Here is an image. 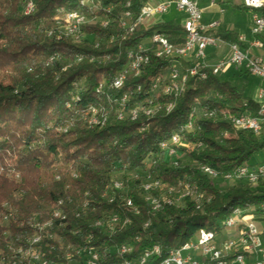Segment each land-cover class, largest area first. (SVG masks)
I'll use <instances>...</instances> for the list:
<instances>
[{"label":"trees","instance_id":"trees-1","mask_svg":"<svg viewBox=\"0 0 264 264\" xmlns=\"http://www.w3.org/2000/svg\"><path fill=\"white\" fill-rule=\"evenodd\" d=\"M27 1L35 6L30 15L24 12ZM100 1L94 12L93 3L82 5V0H0V260L5 257L6 264H21L14 250L27 247L35 235V215L41 223L53 221L50 232L60 237L42 242L44 257L51 264L65 263L68 247L96 248L106 255L101 263L121 264L126 258L137 260L156 245L161 255L152 264H159L197 238L202 229L221 233L238 208H256L255 214H264V192L244 179L222 192L209 169H203L209 167L222 176L234 174L264 151V124L255 134L237 130L231 121L245 114L259 117L260 107L208 69L207 80L188 76L177 96H165L160 86L155 102L146 104L151 79L176 62L184 69L194 64V60L158 58L151 44H143V52H151L141 76L127 69L122 89L113 88L115 77L128 67L129 52L141 42L159 32L180 46L185 32L173 21L124 30L121 14L130 12L136 19L151 0ZM61 10H81L88 19L99 17L84 30L89 40L74 43L49 36L62 30L64 24L56 21ZM212 34L238 43L233 33ZM124 96L128 108L140 106L144 112L159 105L161 109L150 119L139 113L136 120H119ZM166 105H172L168 113ZM94 111L99 119L105 117L104 124L90 125ZM175 135L193 147L178 150V155L188 153L192 160L186 165L179 162L178 168L170 166L161 148ZM123 169H143L163 182L162 191L167 185H179L177 190L187 189L199 201L189 195L182 198L184 205L154 213L141 195L140 180L127 183L122 200L117 193L108 196L112 175ZM127 199L133 200L138 212L124 207ZM59 202L66 216L63 221L53 216ZM112 213L131 223L111 235L95 228L96 222ZM42 234L45 238V229ZM128 242L134 248L131 255L105 254L107 248Z\"/></svg>","mask_w":264,"mask_h":264},{"label":"built area","instance_id":"built-area-1","mask_svg":"<svg viewBox=\"0 0 264 264\" xmlns=\"http://www.w3.org/2000/svg\"><path fill=\"white\" fill-rule=\"evenodd\" d=\"M242 1L245 8L254 12L251 32L257 38L252 42V46L258 49H264V42L260 39V36L264 33V0ZM27 2L29 12L33 11L32 1ZM92 3L95 12V6L101 5V1L92 0ZM171 9H175L186 16L185 22L182 26L185 32L184 43L180 46L174 45L169 41L166 35L156 32L152 38L141 42L134 48L142 49V57H135L134 49L129 52L128 67L124 68L115 77L113 81V88L122 89L120 88V78L123 77V74L127 69L138 70V77H140L141 65L149 64L150 62V52L152 51L154 54H159V51L161 50H169V57L167 59L182 58L186 60H194V64L188 68L189 77H205L208 75L205 71L206 69L210 70L213 75L219 76L228 68L233 67L237 71H245L251 76L258 77L264 82V58L252 55L249 51L243 50L241 44L246 42V38L244 36H238V43L226 42L215 37L212 33L214 31H218L219 23L212 22L208 25L203 24V13L197 0H151L142 8L140 15L136 19L133 18L130 12L121 14L120 18H125V25L122 29L132 30L133 32L138 26H149L153 19L157 16L166 14ZM98 18V16L92 15V19H84V16L81 14V10H61L56 17V21L57 24H66V31H52L49 36L55 35L57 40H70V34H85V28L90 24L97 23ZM108 23L109 20L104 21V26H107ZM115 39L116 36L113 37L110 42H114ZM143 44H151V47L155 46V49L152 50L151 48L150 52H143ZM94 46L99 47V44L96 43ZM209 48H212L215 51L228 49L229 57L221 58L215 64H210L206 61L207 50ZM79 58L83 59L82 56H79ZM178 67L182 66L176 62L171 69L163 73L170 74L171 78H174L177 84L179 81ZM161 76L162 74L151 79V90L149 97L146 100V104L148 102H155L154 97L159 91ZM141 90L142 86H138L137 91ZM258 98L262 102V106L258 111L259 117H253L249 114H245L242 117L233 118L231 121L236 123L237 130H247L252 131L255 134H260L259 126H263L264 124V92H262ZM123 103L124 110L119 116V120L130 119L132 121L133 113H140V115L148 119L153 118L158 114L142 112V107L140 106L136 108H128L125 103V96L123 97ZM214 113L217 112L215 111ZM188 128H192V125H189ZM178 138L181 137L175 135L170 143L165 142L161 144L163 151L169 153L171 164H174L175 168H178L180 163L178 159H173V151H178L179 149L193 150V147L187 142H185V146H187V148L177 147ZM203 169H209V172L212 173L213 176H219V180H235L237 178L250 177V184L256 185L264 179V164L256 167L243 166L236 173L224 176L209 167L203 166ZM140 170L143 171V169ZM157 183L163 182L157 179ZM113 188H117V197L119 196L122 200V192H118V184H113ZM139 189L143 197L153 195L152 189ZM176 189H179V185H167V191ZM123 202L125 208L138 210V208L134 206L132 199L130 201ZM172 203L184 205L181 201L173 202L163 200V202L151 204L150 208L152 212L155 213L167 206H172ZM61 206L62 202L61 205H59L58 214L55 218H61ZM261 209L264 211V205ZM255 211L256 208L236 209L230 220L224 223V229L221 233L213 231H209V233H201L200 231L197 238L188 242L179 250L172 251L169 256L159 264H264V246L262 240L263 232L257 225ZM10 216H12V214H10ZM112 218H115V214H112ZM41 228L45 229V238H39L35 247H32L33 264H47V259H45L44 252L42 250V242L44 239L60 238L55 233L50 232V230L54 228L53 221L41 224ZM96 228L98 229V225ZM244 240H251V247H244ZM152 251H154V259L161 255V247L158 245L154 246ZM133 252L134 248L131 243L128 242V248H120V246L109 247L106 249L105 254L112 257L123 258L131 255ZM13 255L14 258L18 259L21 264H24L25 252H20L16 249L14 250ZM96 255V248L68 247L66 262L63 264H96ZM105 256L106 255H104V258ZM250 258H252V260L248 261ZM153 261L154 260H147V251H144L137 260H130L126 258L121 264H152ZM5 262L6 258L3 257L0 260V264H6ZM56 263L57 262L54 261V264Z\"/></svg>","mask_w":264,"mask_h":264},{"label":"bare ground","instance_id":"bare-ground-1","mask_svg":"<svg viewBox=\"0 0 264 264\" xmlns=\"http://www.w3.org/2000/svg\"><path fill=\"white\" fill-rule=\"evenodd\" d=\"M81 3H82V5H88V4H91L92 1L91 0H82ZM32 10L33 11L29 12L28 2H27L25 4V9H24L25 14L26 15H30V14H32L35 11V6H34L33 2H32ZM82 15L84 16V19H88L84 14H82ZM122 23H123V26H124L125 25V18H123ZM61 28H62L61 31H66V24H64ZM84 35L86 36V34L72 33V34H70V39L74 43H80L81 41L85 40V38H83ZM138 50L141 51L142 49H138ZM139 51H137V52H139ZM134 56L135 57H142V54H138V53L134 52ZM156 56L158 58L167 59L169 57V50H161V51H159V54H156ZM142 66L143 65H141V67ZM131 70H135L137 72L136 75H138V70H136V69H131ZM127 73H128V70H126L125 73L123 74V77L120 78V87L123 85ZM188 76H189L188 68L184 69L182 67H178V80L179 81H178V84H177L176 80L174 78H171L170 74H163L161 76V78H160V86L163 87V94L165 96H177L180 93H182L183 90L185 89V83H186V79L188 78ZM208 76L209 75H206L205 77H197V78H199L201 80H207ZM214 76H216V75H214ZM126 98H127V96H125V101H126ZM159 109H161V107L159 105L158 106H151L149 108H146L144 110V112L155 113ZM164 109L169 112L172 109V105H166V106H164ZM122 112L123 111L119 112L118 117L122 114ZM138 116H139V113H133V120H136L138 118ZM209 116H212V114H209ZM89 119H90L89 120L90 125H93V126L102 125L106 121L105 117L99 119L96 116V112L95 111L93 112L92 116ZM233 125L237 129L235 122H233ZM261 131H262V126H259V133ZM181 141H182L181 138L177 139V147L181 143ZM161 148L163 150L162 146H161ZM177 152L178 151H173V156H175V154H177ZM167 154H168V157H169V153H167ZM209 175L212 176L214 179L219 177V176H213V174L210 173V172H209ZM148 177L153 181V183H154L153 185L156 186V189L157 188H158V190L161 189L160 188L161 184L157 183V180L152 178L150 174H148ZM241 179H244L248 183H250V177H242V178H237L235 180H241ZM226 180L232 181L233 179H226ZM112 183L113 182H111L109 187H108V196H111L112 194L117 193V188H113ZM122 187H123V185L121 187H118V192L121 191ZM148 189H152V187L148 186ZM173 191L174 190H168L167 193L170 195ZM161 194L158 195V197H155V198H154V196H153V198H151V197L146 198V200L150 202V205L151 204H157V202H163V200L172 201L171 199H167V198L166 199H162V198H160ZM183 194H184V197L192 195L195 198L196 201H199V197L197 195L194 196L193 193L190 192L189 190H185ZM122 196H126V194L125 195L122 194ZM130 200L131 199H127L126 201H130ZM59 205H61V202H59ZM172 205H174V203H172ZM58 208L59 207H57V208H55L53 210L54 219H58V220L63 221V220L66 219V216H64L63 211H61V218H55V216L58 214ZM133 210L135 212H138L137 209H133ZM112 214L109 217H107L106 219H103L101 221L96 222L95 228L98 225V229L99 230L106 231L107 233H111L112 234L114 232V230H116V228H118L120 226H125L126 224H130L131 223L129 218H126V219L122 220L120 218V216L118 214H116V213H115V218H112ZM6 219H7V217H6ZM49 221H51V220H49ZM41 224H45V223H41V222H37V221L34 222V223L32 222V227L36 230L35 231L36 232L35 235L28 240V246L27 247L18 249V251H20V252H25L24 262L28 261L30 264H33L32 247H35L37 241H39V238H43L42 232H43L44 229L41 228ZM147 225L148 224H146L145 226H147ZM201 233H209V231L205 230V229H202ZM244 247H251V240H244ZM88 248H90V247H88ZM120 248H128V243H125V244L121 245ZM145 251H147V260H154V251H152V248L145 249ZM102 258H104V255L99 251V249H97L96 264H103V263H101L102 260H103ZM65 260H66V257H65ZM47 264H51L49 262V260H47ZM104 264H107V263H104Z\"/></svg>","mask_w":264,"mask_h":264},{"label":"crops","instance_id":"crops-1","mask_svg":"<svg viewBox=\"0 0 264 264\" xmlns=\"http://www.w3.org/2000/svg\"><path fill=\"white\" fill-rule=\"evenodd\" d=\"M165 1V0H158ZM199 6L203 13V24L208 25L212 22H218L219 27L218 31L221 32H229L233 33L236 36H244L246 38V42L242 43V48L245 51H249L252 55L260 56L264 58V49L254 48L252 46V42L257 38L252 34V26H253V15L254 12L246 9L243 6L242 0H197ZM202 2V4H201ZM175 11L173 18L168 21H173L175 25L183 26L186 16L175 9H171ZM170 10V11H171ZM169 11V12H170ZM168 12V13H169ZM166 13V14H168ZM162 21L161 18L156 17L153 19L151 23H157ZM260 39L264 42V33L260 36ZM229 51L228 49H224L221 51H215L212 48L207 50V58L206 61L210 64H215L221 58H228ZM229 72L232 75L233 79H245V87L246 89L242 90L237 85H233V82H230L233 86L240 89L246 97H248L255 107H261L262 102L259 100V95L264 92V82L255 76H251L245 71H237L233 67ZM253 79V80H251ZM255 158V157H254ZM252 159L250 162V166L256 167L264 164V160ZM262 184V183H261ZM264 186V185H262ZM264 189V187L262 188ZM264 192V190L262 191ZM257 225L262 230V240L264 246V214H255ZM252 260V258L248 259V261Z\"/></svg>","mask_w":264,"mask_h":264},{"label":"rangeland","instance_id":"rangeland-1","mask_svg":"<svg viewBox=\"0 0 264 264\" xmlns=\"http://www.w3.org/2000/svg\"><path fill=\"white\" fill-rule=\"evenodd\" d=\"M202 4V2H201ZM175 14V11L174 10H171L168 14H164V15H161L159 16V18H161L162 21H168L170 19L173 18V15ZM158 17V16H157ZM156 19V18H155ZM153 21V20H152ZM151 21V22H152ZM153 23H150L149 25H152ZM83 38H86L87 37L84 35ZM89 40V38H88ZM84 41V40H83ZM83 44V43H82ZM232 70V68H228L227 70H225L224 72H222L220 75H219V78L222 80V81H231L233 82V85H237L239 88H241L242 90L246 89L245 87V82H246V78L245 79H233L232 78V75H229L231 74L229 71ZM253 80V79H251ZM245 91V90H244ZM178 147H185L187 148V146H185V143L181 142ZM259 159V160H264V151L263 152H260L258 153L254 159ZM173 159H178L179 162H181L183 165H186V164H191L192 163V160L190 159L188 153H181L180 155H178V152L177 154H175V156H173ZM170 166L175 168L174 167V164H171V161H170ZM140 173V174H138ZM214 179V178H213ZM140 180V186L141 188H146L148 189V186H151L152 187V194L153 195H147L145 196V199L146 198H154L155 197H158V195H160L161 193V197L162 199H171L173 202H180L181 203H184L182 201V198L184 197V194L181 193L180 191L178 190H174L170 195L167 193V190H163L162 191V188L158 190V188L156 189V186H154L153 184V181L148 177V174L146 171H141L140 169L139 170H134V171H130V170H122V171H119L117 173H115L114 175H112L111 179H110V183H112V186L113 184H118V187H121L123 185V187L121 188V191L123 195L127 194V183H128V186H129V183L131 181H138ZM219 177L218 178H215L214 181H216L217 183V187L219 188L220 191L222 192H225L227 191L229 188H232L234 186H238L241 184V182L239 180H232V181H228L226 179L224 180H219ZM246 181V180H245ZM262 181V184L261 182H259L258 184L256 185H252L253 189L255 190H258V191H263L264 189H262L264 186V179L261 180ZM120 182V183H119ZM247 182V181H246ZM244 184V182H243ZM176 206H182V205H179V203H174ZM40 222L39 218L37 215H35L33 217V220L32 222Z\"/></svg>","mask_w":264,"mask_h":264}]
</instances>
